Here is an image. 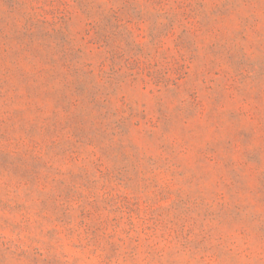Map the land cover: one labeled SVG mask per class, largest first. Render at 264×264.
I'll return each mask as SVG.
<instances>
[{"label":"rangeland","instance_id":"obj_1","mask_svg":"<svg viewBox=\"0 0 264 264\" xmlns=\"http://www.w3.org/2000/svg\"><path fill=\"white\" fill-rule=\"evenodd\" d=\"M0 264H264V0H0Z\"/></svg>","mask_w":264,"mask_h":264}]
</instances>
